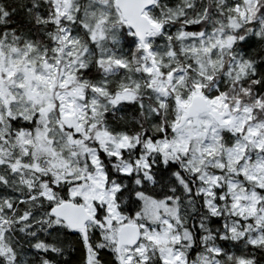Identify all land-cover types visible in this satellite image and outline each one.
Segmentation results:
<instances>
[{"label": "snow or ice", "instance_id": "1", "mask_svg": "<svg viewBox=\"0 0 264 264\" xmlns=\"http://www.w3.org/2000/svg\"><path fill=\"white\" fill-rule=\"evenodd\" d=\"M0 264H264V0H0Z\"/></svg>", "mask_w": 264, "mask_h": 264}, {"label": "trees", "instance_id": "2", "mask_svg": "<svg viewBox=\"0 0 264 264\" xmlns=\"http://www.w3.org/2000/svg\"><path fill=\"white\" fill-rule=\"evenodd\" d=\"M73 255L75 256L76 254L74 253Z\"/></svg>", "mask_w": 264, "mask_h": 264}]
</instances>
